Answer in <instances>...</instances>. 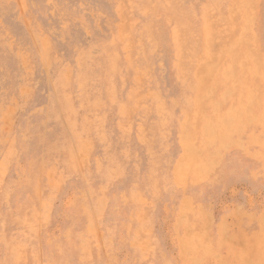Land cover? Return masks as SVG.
Wrapping results in <instances>:
<instances>
[{"label":"rangeland","instance_id":"rangeland-1","mask_svg":"<svg viewBox=\"0 0 264 264\" xmlns=\"http://www.w3.org/2000/svg\"><path fill=\"white\" fill-rule=\"evenodd\" d=\"M255 25L264 0H0V264H264L208 236L196 185Z\"/></svg>","mask_w":264,"mask_h":264},{"label":"crops","instance_id":"crops-1","mask_svg":"<svg viewBox=\"0 0 264 264\" xmlns=\"http://www.w3.org/2000/svg\"><path fill=\"white\" fill-rule=\"evenodd\" d=\"M254 31L253 52L234 59V86L221 109L227 133L218 141L225 148L216 151L210 176L196 183L212 185L204 199L210 206L208 236L245 248L251 239H264V26Z\"/></svg>","mask_w":264,"mask_h":264},{"label":"bare ground","instance_id":"bare-ground-1","mask_svg":"<svg viewBox=\"0 0 264 264\" xmlns=\"http://www.w3.org/2000/svg\"><path fill=\"white\" fill-rule=\"evenodd\" d=\"M171 61H172V59H171ZM175 78H176V80H175L173 85L177 89V94L171 99L170 107L173 106V108H174V106L177 105L178 108H179V104H180L179 101L183 97V94H184L185 89H186V86H185L186 84H185V81H183L181 78H177V77H175ZM170 113L171 114H169V115H171V117L175 116L177 114V112H175L174 109L170 110ZM156 117H158V115ZM167 119H168V116H167ZM164 129H166V130L168 129L170 135L173 136V134L175 132V130H174V120H172L171 123L170 122L169 123L168 122L165 123ZM157 144H158V138L155 135L154 138L152 139L151 147L152 148H156ZM137 149L139 150V152L136 151L137 154H138L137 158H132L131 156L125 157V156L122 155V152L118 153V155H116L117 159L115 160V164H116V167H117V172L119 170V166H123L125 164H128L131 167L130 169H133V168L136 169V168L139 167L138 163L142 160V157L143 156L147 157V149L144 146H138ZM142 151L145 153V155L140 153ZM146 164L148 166L147 171H148V173L151 174V170H152L151 161L146 160ZM158 165H159L158 162H156L155 167H157ZM146 179H147V181H142L140 185H147V184H149V182H151L150 175H148L146 177ZM138 180H140L139 177L133 178V181L135 182V184H137ZM122 182H124V180L117 179V180L113 181L112 185H116V187H119L120 185H122ZM201 192H202V197H204L206 195V192H205V194H204L203 191H201Z\"/></svg>","mask_w":264,"mask_h":264}]
</instances>
